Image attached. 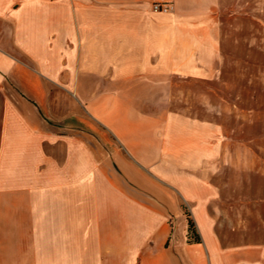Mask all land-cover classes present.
I'll list each match as a JSON object with an SVG mask.
<instances>
[{"label": "crops", "instance_id": "1", "mask_svg": "<svg viewBox=\"0 0 264 264\" xmlns=\"http://www.w3.org/2000/svg\"><path fill=\"white\" fill-rule=\"evenodd\" d=\"M226 5L0 0V264H264L262 191L253 240L224 249L225 191L264 184V126L166 110L218 77Z\"/></svg>", "mask_w": 264, "mask_h": 264}, {"label": "rangeland", "instance_id": "2", "mask_svg": "<svg viewBox=\"0 0 264 264\" xmlns=\"http://www.w3.org/2000/svg\"><path fill=\"white\" fill-rule=\"evenodd\" d=\"M219 35L222 61L218 77L171 87L173 101L166 104V110L208 119L228 128L231 137L245 136L248 141L264 126V0H227L219 15ZM253 186L248 181L238 195L232 190L224 193L230 195L225 198L229 221L224 232L233 238L224 249L253 240L259 220L250 214L252 202L264 192V184L262 190ZM262 220L264 223V214ZM243 227L248 232H241ZM256 232L264 240V229Z\"/></svg>", "mask_w": 264, "mask_h": 264}, {"label": "trees", "instance_id": "3", "mask_svg": "<svg viewBox=\"0 0 264 264\" xmlns=\"http://www.w3.org/2000/svg\"><path fill=\"white\" fill-rule=\"evenodd\" d=\"M186 220H187V242L188 243H201L200 237L197 234L193 221L191 220L190 216L185 213Z\"/></svg>", "mask_w": 264, "mask_h": 264}, {"label": "built area", "instance_id": "4", "mask_svg": "<svg viewBox=\"0 0 264 264\" xmlns=\"http://www.w3.org/2000/svg\"><path fill=\"white\" fill-rule=\"evenodd\" d=\"M153 13L167 14L170 11V6L166 3L155 2L151 5Z\"/></svg>", "mask_w": 264, "mask_h": 264}]
</instances>
